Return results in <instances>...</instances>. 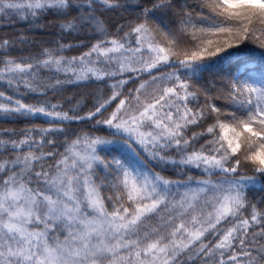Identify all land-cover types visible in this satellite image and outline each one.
Instances as JSON below:
<instances>
[{"label":"snow or ice","instance_id":"snow-or-ice-1","mask_svg":"<svg viewBox=\"0 0 264 264\" xmlns=\"http://www.w3.org/2000/svg\"><path fill=\"white\" fill-rule=\"evenodd\" d=\"M0 264H264V0H0Z\"/></svg>","mask_w":264,"mask_h":264}]
</instances>
